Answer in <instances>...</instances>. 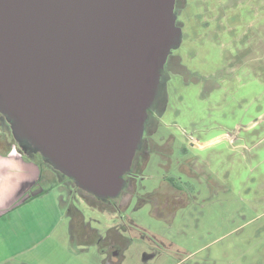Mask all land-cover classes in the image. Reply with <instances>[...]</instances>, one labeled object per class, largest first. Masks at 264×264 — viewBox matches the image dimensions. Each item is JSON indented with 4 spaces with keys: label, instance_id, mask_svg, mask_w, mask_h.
I'll return each instance as SVG.
<instances>
[{
    "label": "rangeland",
    "instance_id": "1",
    "mask_svg": "<svg viewBox=\"0 0 264 264\" xmlns=\"http://www.w3.org/2000/svg\"><path fill=\"white\" fill-rule=\"evenodd\" d=\"M174 16L180 33L143 128V156L117 197L70 192L65 174L0 113L15 155L44 175L21 211L23 236L35 238L23 243L28 259L66 264L69 252L68 264H264V0H175ZM170 181L182 192L167 202ZM60 197L102 242L77 246L67 215L52 239L68 248L41 242L67 214Z\"/></svg>",
    "mask_w": 264,
    "mask_h": 264
},
{
    "label": "water",
    "instance_id": "2",
    "mask_svg": "<svg viewBox=\"0 0 264 264\" xmlns=\"http://www.w3.org/2000/svg\"><path fill=\"white\" fill-rule=\"evenodd\" d=\"M174 6L0 0V113L17 120L31 150L101 198L125 185L159 71L178 41Z\"/></svg>",
    "mask_w": 264,
    "mask_h": 264
},
{
    "label": "crops",
    "instance_id": "3",
    "mask_svg": "<svg viewBox=\"0 0 264 264\" xmlns=\"http://www.w3.org/2000/svg\"><path fill=\"white\" fill-rule=\"evenodd\" d=\"M15 154L14 150L8 156L0 154V264H38L35 260L28 259L30 254L23 255L26 251L23 243L25 241L30 242L35 240V238L31 237L30 232H28L26 236H23L21 230V225H23V212L21 211L25 206H32L36 197L28 192V189L36 184L39 186L44 175L39 166H32L31 164L24 163L21 157L18 158ZM46 191L47 190L44 192ZM60 200L61 204L58 201L57 204H55L58 208H63L67 214H63L62 211H60L57 223H54L55 225H52L46 230L47 233L44 234L45 238L41 242L49 244V241H56L55 243L58 244L57 247L62 244L63 247H67L63 242L59 244L58 242L61 241L58 239H52L53 229L57 227L61 219H65L67 215L72 227L70 231L72 242H75L77 246L82 245L89 247L90 245H98L96 244V236H99L98 239L102 240L98 231L93 229L91 225H87L85 216L77 209H75L74 212L72 210L68 212V202L63 197H60ZM20 242L22 243L21 245L19 244ZM39 243L38 241H34L30 248L36 244L37 247ZM101 253H104V251H101ZM68 254L65 255L66 260H64V263L66 264L69 263Z\"/></svg>",
    "mask_w": 264,
    "mask_h": 264
},
{
    "label": "flooded vegetation",
    "instance_id": "4",
    "mask_svg": "<svg viewBox=\"0 0 264 264\" xmlns=\"http://www.w3.org/2000/svg\"><path fill=\"white\" fill-rule=\"evenodd\" d=\"M165 65V64H164ZM166 73H167V70L165 69V67H163L160 71H159V75H160V78H159V81L160 79L164 78L166 76ZM158 99V95L157 93L153 96V100H152V103L149 105V107L146 109V115H145V118H144V121H143V128L145 129L147 124H149L151 121H152V115H151V109L154 105V103L156 102V100ZM143 146H144V140L141 139L140 140V143L138 145V147L136 148L135 152H134V156H133V159H132V162L130 164V169L128 171H126L123 175H122V178L124 179L125 181V186H130L133 182L132 178H131V174L134 173V169H135V166H137L138 164V161L140 160V158L143 156ZM34 154H38V153H34ZM65 178L63 181L65 182V184H67V187L70 188V192L71 191V188L72 189H77V190H80L81 188L79 186H76L77 184L73 183L72 182V179L71 177H68L65 175ZM75 182L76 180L73 179ZM169 180V179H168ZM167 180V181H168ZM170 186L164 191V195H165V198L167 200V202H171V200L177 198L176 196L180 194V192H182V188L180 186H177V184H175L173 181H170ZM123 187V189H124ZM122 189V191H123ZM84 189H82V195L83 196H86L88 197V194L87 191H83ZM121 191V192H122ZM120 192V193H121ZM117 197V196H116ZM82 227V226H81ZM82 239V238H81ZM99 241L102 242L101 239H99ZM115 249L113 250L112 248H110V253L113 254L115 253L114 252ZM115 255H118L117 253H115Z\"/></svg>",
    "mask_w": 264,
    "mask_h": 264
},
{
    "label": "trees",
    "instance_id": "5",
    "mask_svg": "<svg viewBox=\"0 0 264 264\" xmlns=\"http://www.w3.org/2000/svg\"><path fill=\"white\" fill-rule=\"evenodd\" d=\"M0 127L3 131V133L5 134V136L7 133L9 134L11 132L9 123L7 122L6 118L4 116H2L1 114H0ZM5 136L0 133V154L7 156L8 154H10L12 152L13 144ZM34 153H36V152H34ZM38 155H39V159L43 163L44 162L43 154L41 152H39ZM28 160H31V159H28ZM33 161L34 162L36 161V163H38V164L40 163L38 160H33Z\"/></svg>",
    "mask_w": 264,
    "mask_h": 264
}]
</instances>
